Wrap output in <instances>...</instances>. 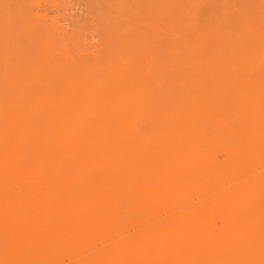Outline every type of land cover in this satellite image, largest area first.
<instances>
[{"label":"rangeland","instance_id":"obj_1","mask_svg":"<svg viewBox=\"0 0 264 264\" xmlns=\"http://www.w3.org/2000/svg\"><path fill=\"white\" fill-rule=\"evenodd\" d=\"M0 88V148H111L117 102L136 114L134 100L143 93L146 102L157 106L181 111L185 105L193 107V130L199 138L208 133L211 142L237 151L236 163L257 165L261 171L264 0H0ZM148 134L139 133V139L161 144ZM186 137L177 139L181 143ZM204 149L209 152V145ZM207 152L206 160L215 155L217 162V154ZM126 166L130 168L117 170L115 177L99 168L104 165L38 166L45 178L44 194L52 199L44 206L50 221L41 234L50 255L43 257L39 248L38 264L91 259L118 264L99 258L103 239L98 234L85 241L76 234V208L71 215L62 213L74 207L71 200L81 207L83 189L107 200L106 216L119 214L129 234L147 220L160 226L157 242L141 264H193L198 252L192 236L183 231L189 204L195 201L192 179L174 172L176 165ZM183 167L178 165V171ZM135 168L136 189L147 183L152 190L148 202L136 196L143 205L130 210L126 198L132 187L125 175ZM115 178L128 183L118 186ZM228 178L218 189L229 188ZM262 207L229 228L242 233L239 243L264 238ZM17 251L16 212L1 207L0 264H19ZM234 257L227 248L217 259L228 264Z\"/></svg>","mask_w":264,"mask_h":264},{"label":"bare ground","instance_id":"obj_2","mask_svg":"<svg viewBox=\"0 0 264 264\" xmlns=\"http://www.w3.org/2000/svg\"><path fill=\"white\" fill-rule=\"evenodd\" d=\"M2 92L0 88V93ZM145 96L146 94L142 93L134 100L136 114H130L123 103L117 102V132L111 148L97 147V151L95 148L78 147L0 148V208H9L16 212L19 264H38L39 248L43 257L50 255L41 234L46 232L45 221H48L44 206L50 204L52 199H47L44 194L45 178L42 172L39 174V165H104L99 168L109 170L113 177L117 176V170L127 171L130 167L126 165H176L174 172L178 175L184 173L185 178L192 179L191 189L195 195V201L189 204L190 209L186 214L183 229L185 236H192L194 248L198 252L193 264H221L217 258L227 248L235 256L228 264H264L263 237L257 236L256 242L239 243L242 233L234 232V229L229 230L231 226L236 227L245 221V215L253 209L257 208L262 212L264 165L261 171H256L257 165H239L233 157L238 154L237 151L230 152L220 141L211 142L214 138L208 133L199 138L198 133L193 130L196 122L193 107L185 105V109L181 111L168 108L164 104L157 106L155 103L146 102ZM1 99L8 97L1 95ZM149 121L158 125L149 124ZM139 133H149L148 135L155 141H160L163 146H151L141 141ZM181 134H186L187 137L179 143L177 138ZM205 145H209V152L217 154V162L213 163L215 155L210 162L206 160ZM178 165L185 166L183 172L178 171ZM130 172L132 175L125 176L130 179L132 191L126 199L127 204H131L129 209L137 210L141 208L140 204L143 205L142 202L149 201L152 188L147 183H141L140 188L137 186L136 189L137 168ZM249 172V178H242ZM225 176H230L229 188L218 189L219 182ZM115 180L118 186L128 183L119 181L118 178ZM173 181L181 182L174 178ZM82 192L81 207L76 205L75 200H71L74 207L72 205L62 211L63 214L71 215L72 208H76L75 211L80 213L76 218V234L82 236L84 241L95 234L102 237L99 258L118 264H141L144 253L151 251L153 243L157 242L155 240L160 234V226L158 229V224L147 220L145 226L138 225L134 227V232L129 234L119 214L111 212L106 216V211L110 208L107 200H102L101 195H92L89 189H83ZM136 196L144 201H140ZM99 203L101 207L96 211ZM65 205L70 206L68 203ZM106 217L108 220L105 222ZM71 221L67 220L68 223ZM172 224L175 225L174 222ZM39 226H43L41 232ZM224 238L229 239L230 244L220 243ZM78 262L96 264L93 259L90 263Z\"/></svg>","mask_w":264,"mask_h":264}]
</instances>
